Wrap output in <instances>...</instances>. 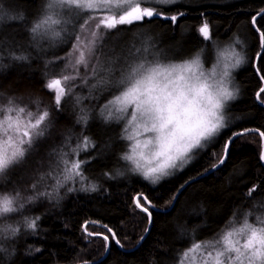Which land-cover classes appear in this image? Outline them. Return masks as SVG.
Returning a JSON list of instances; mask_svg holds the SVG:
<instances>
[{"label": "snow or ice", "instance_id": "obj_1", "mask_svg": "<svg viewBox=\"0 0 264 264\" xmlns=\"http://www.w3.org/2000/svg\"><path fill=\"white\" fill-rule=\"evenodd\" d=\"M168 3H175V0H155L154 4L146 3V0H42L36 17L21 24L27 29L32 46L41 50L45 43L50 48L61 44H67V47L63 55L53 52L45 65L42 87L49 96L50 106L34 94L30 85H17L16 91L7 94L0 91V177L57 138H61V142L50 153L52 163L49 170L29 185L28 195L22 196L19 191L0 193V237L15 240L21 235L22 227L33 233L37 230L38 216L24 217L20 226L6 221L16 219L14 214H22L26 204H33L43 197L51 198L53 192L39 187L47 180L51 181L49 187L57 193L62 188L67 191L98 190L97 185L87 183L84 166L90 162L89 157L80 158L81 152L96 148V142L83 135L73 147L70 136L62 133L58 124L68 98L77 105L88 99L75 92L81 85L89 86L90 96L93 95L92 89L109 92L105 102L98 107V115L105 124L124 122L120 138L133 143L130 152L123 154L121 159L132 166L130 171L153 184L176 170H182L180 166L195 151L226 128L225 108L237 96V89L232 86L231 70L243 62L240 52L234 49L222 52L220 78L212 80L205 75L199 55L184 63L170 64L149 61L133 50L106 57L104 61L98 55L103 52L105 37L109 41L114 39L119 35L118 29L123 30L121 26L153 17L175 24L183 12L167 15L156 6ZM258 18H264V9L250 18V24L258 34L259 47L264 48V25L258 23ZM4 21L24 22L25 17L20 13L8 15L0 5V22ZM195 30L204 40L212 39L206 19ZM237 43L242 42L237 40ZM5 60L18 65L30 64L26 49L18 53L0 37V71L10 66L4 63ZM252 63L259 79L264 81V54L257 52ZM48 64L56 68L47 70ZM81 68L84 69L83 75ZM216 76L217 69L213 68L211 77ZM262 94L264 87L255 93L260 104H264ZM32 106H35L34 110ZM88 120V112L81 107L76 122L86 126ZM255 131L264 140V131ZM243 134L236 132L235 136ZM142 136L145 138L140 139ZM233 139L224 142L218 163L213 167L225 165ZM259 159L264 161V151ZM257 187L250 186L246 195L253 197ZM132 202L145 214L144 231L147 233L152 223L150 208L155 205L143 193L135 196ZM104 227L108 234L88 231L86 225L85 232L89 237L100 236L106 249L112 242L123 248L116 232L107 225ZM144 238L140 236L139 240ZM34 251L40 252L41 249ZM0 252L11 256L15 254V248L9 250L0 245ZM197 258L199 264H264V201L254 205L253 211L244 213L241 220L229 221V227L214 241L193 243L182 253L178 264H196Z\"/></svg>", "mask_w": 264, "mask_h": 264}, {"label": "trees", "instance_id": "obj_2", "mask_svg": "<svg viewBox=\"0 0 264 264\" xmlns=\"http://www.w3.org/2000/svg\"><path fill=\"white\" fill-rule=\"evenodd\" d=\"M41 4L42 0H0L5 13H20L25 17L24 22H0V37L18 53L26 49L30 56V64L27 65L4 61L10 66L0 71V85H3L0 91L7 94L16 91L17 85H30L34 94L50 106L49 96L42 87L45 65L53 52L63 55L67 44L50 48L45 43L43 50L32 46L27 29L21 24L33 20ZM156 6L167 15L177 12L184 15L175 24L153 17L121 26L123 30L118 29L119 35L114 39L109 41L105 37L103 52L98 53L100 59L104 61L106 57L123 55L129 50H138L137 54L143 55L158 47L167 54L164 61L181 62L193 58L200 50L216 57L217 49L229 47L239 40L242 43H237V48L242 52L245 63L234 76L239 98L228 109L231 123L211 147L198 153L183 173L152 185L142 177L132 175L122 163L127 143L120 138L121 128L110 125L106 131L94 128L88 133L84 125L76 122L79 113L71 108V98H68L58 124L61 132L70 136L73 147L84 134H90L100 146L99 151L80 156L96 158L85 167V175L87 183L97 185L98 190L67 191L62 188L57 193L49 187L51 181H45L49 183L46 186L48 191L54 193L51 198L43 197L33 204H26L22 214L6 221L20 226L24 217L38 216L37 230L33 233L22 227L21 235L15 240L0 241V245L9 250L15 248V254L11 256L0 252V264H178L182 253L193 243L214 241L229 227V221L241 220L244 213L253 211L254 205L264 201V165L259 159L263 141L259 134L236 138L230 146L225 165L200 178L218 163L224 142L236 132L246 129L264 131V108L255 99V93L264 81L259 79L252 63V57L262 48L259 47L258 34L250 24V18L264 9V0H182ZM205 19L210 25L211 40H204L195 30ZM258 23L264 25V18H258ZM261 54H264V48ZM55 68L52 64L47 66V70ZM80 90L77 87L75 92ZM108 96L107 91L100 100L92 102L91 110L97 112ZM32 107L34 110L35 106ZM60 142L61 138L54 140L41 155L50 159V146L59 147ZM38 164L30 165L27 171L30 182L39 173ZM192 180L195 181L185 187L171 208L173 197ZM13 182L14 188L0 189V193L19 191L22 196L29 194L30 189H16L15 186H21L20 178L13 179ZM252 185H258L257 191L253 197H248L246 193ZM75 187L79 189L80 186L76 184ZM140 193L146 195L155 207L150 208V232L137 247L139 237L146 234L145 214L132 202ZM85 225L88 231L104 234H108L104 225L111 227L124 247L112 242L105 257V242L100 236L89 237ZM109 239L111 241V236ZM36 248L41 251H34Z\"/></svg>", "mask_w": 264, "mask_h": 264}, {"label": "rangeland", "instance_id": "obj_3", "mask_svg": "<svg viewBox=\"0 0 264 264\" xmlns=\"http://www.w3.org/2000/svg\"><path fill=\"white\" fill-rule=\"evenodd\" d=\"M149 2L154 4L155 0H146V3H149ZM175 2H182V0H175ZM237 45H238L237 42H234L233 45L231 44L229 47L220 48L219 50L217 49L216 57H214V55H209V54H207L205 52H201V50H200L193 58H195L197 55H199L203 71H204L205 75L209 77L210 80L219 79L220 78L219 74L222 71V58H221L220 54L222 52H224L225 50H231V49H234L235 51L240 52L239 49L237 48ZM135 53L137 54L138 52L135 51ZM240 53L243 56L242 52H240ZM139 55L145 57L149 61H159L160 63H163V64L184 63L186 61H189V60L193 59V58H191V59H187V60H184V61H181V62H167V61H164V60H166V56L165 55H167V54H165L163 51H161V49L158 48V47L153 48V51H151V52H146L143 55H141V54H139ZM101 61H103V60H101ZM244 63H245V60H244V57H243V62L241 63V65L238 68H235V69L231 70L232 71V86L235 89H237V87L235 85L234 76H235L236 72L240 69V67L242 65H244ZM218 65H219V67H218ZM213 68L217 69V76L215 78L211 77V72H212ZM91 82L92 81L90 80L89 84H91ZM80 89L81 90L77 94H79L82 97H88V99H85L83 101L82 105L75 104L71 99H70V102H71V108L73 110H75L77 113H79L81 107H84L85 110L88 112L89 120H88L87 125L85 126V131L87 130L88 133H90V131H92L95 128V129H97V130H99L101 132V131H104V130L106 131V127L107 126H110V125L114 126L115 125V126H119L121 128V134H123V126H124V122L123 121L105 124L103 122V120L99 117L98 111L94 113L91 110V108H90L92 102H94L96 99L100 100L105 95L107 90L101 91V90H98V89H92L91 91H92L93 95L90 96L89 95L90 89H89L88 85H81ZM93 97H95V98H93ZM238 98H239V96H238V90H237L236 99L233 100V101H230L228 103V105L226 106V108H225L224 116H225L226 128L231 123V121L229 119V115H228V109H229V107L231 106V104L233 102H236V100ZM226 128L222 129L217 137H215L214 139L206 142L202 149H200L198 151H195L192 154L191 158L186 163H184L183 165L180 166V169H182V170H176L175 172H173L172 175H170L169 177L161 179L160 181H158L155 184L151 183L148 180H145L138 173H134V172L130 171L132 166L128 162L124 161L123 159H122V163H124V165L126 166V169L128 167V170L131 172L132 175L133 174L138 175L139 177H142L146 182H148V183H150L152 185H156V184L160 183L161 181L174 178V177L178 176L179 174L183 173L195 161L196 156L198 155V153L200 151L204 152L209 147H211L214 144V142L216 141V139L226 130ZM84 135H86V134H84ZM88 136H90L92 138V136L90 134H88ZM144 138L145 137H143V136L140 137V139H144ZM126 143H127V150L125 151V153L126 152H130L131 145H132L133 142L126 140ZM47 146L48 145H45L38 152L31 153L28 157H26L25 162H22L20 165L14 166L12 169L9 170V172L7 174H5V176L0 177V189L4 190V189H8V188L12 187L14 185L13 179L20 178V182H22L21 186H15L16 189L17 190L27 191L29 189V185L32 183V182H30L31 181L30 177H28V175H27L28 174L27 171L29 170L30 165L38 164V161L42 160V163H39L38 164L39 166L37 165V170L39 171V173L37 174L36 177L32 178L33 182H35L39 178V176L44 175L49 170V168L51 166V163H52L51 157L49 159V158H46L45 156L41 155L42 152L46 153ZM54 147H56L54 144L51 145L50 148H49V151L51 150V152H52V149ZM99 149H100V146H98V144L96 143V148L90 149L88 152H81L80 156H82L84 154H87V153H92L93 151H96V150L99 151ZM94 158L95 157H93V156H89L90 162L87 163L84 167L88 166L89 164H92L93 160L96 159V158L95 159ZM81 159H83V158H81ZM48 184H46V182H44L43 184L39 185V187H41V189L43 190L44 188H46V186H48ZM12 188H14V187H12ZM14 215H16V214H14ZM0 241L7 242L8 239H4L3 237H0ZM196 264H199V259L198 258L196 259Z\"/></svg>", "mask_w": 264, "mask_h": 264}, {"label": "water", "instance_id": "obj_4", "mask_svg": "<svg viewBox=\"0 0 264 264\" xmlns=\"http://www.w3.org/2000/svg\"><path fill=\"white\" fill-rule=\"evenodd\" d=\"M262 51H263V48L261 49V52H260V53H262ZM262 87H264V82L262 83ZM258 103H259V101H258ZM259 104H260V103H259ZM260 105L264 108V104H260ZM242 132H244V134H243V135H240V136H235V134H234V135L232 136V137H234L233 141H234L236 138H239V137H241V136H245V135H249V134H259V133H258L257 131H255V130H253V131H246V132H245V131H242ZM233 141H232V142H233ZM262 141H263V148H262V151H264V140H262ZM229 149H230V147H229ZM262 164L264 165V161H262ZM222 166H223V165H221L220 167H214L213 169H211L209 172H207L206 174H204V175L201 176L200 178L215 173V172L218 171ZM195 180H197V179H195ZM195 180L189 181V182L186 183L183 187H181V189L178 191V193L176 194V196H175V198H174V202H173L171 208L174 206V204H175V202H176L178 196H179L180 193L185 189V187L188 186L190 183L194 182ZM151 225H152V223H151ZM151 225L148 227V228H149V231L144 235L145 238L147 237V235H148L149 232H150ZM145 238H144V239H145ZM142 242H143V241H140L139 244L137 245V247H139L140 244H141ZM109 250H110V247L107 249V253H106L105 257L108 255ZM105 257H104V258H105Z\"/></svg>", "mask_w": 264, "mask_h": 264}]
</instances>
